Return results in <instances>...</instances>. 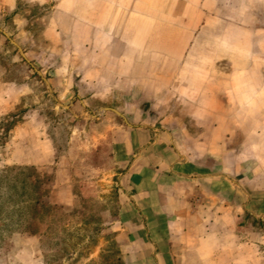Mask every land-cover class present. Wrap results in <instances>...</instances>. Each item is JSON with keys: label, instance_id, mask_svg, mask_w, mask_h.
Segmentation results:
<instances>
[{"label": "crops", "instance_id": "obj_1", "mask_svg": "<svg viewBox=\"0 0 264 264\" xmlns=\"http://www.w3.org/2000/svg\"><path fill=\"white\" fill-rule=\"evenodd\" d=\"M106 1L83 0L81 14L77 0H60L41 35L60 45L52 86L114 117L124 264H264L251 221L264 218V30L141 29L167 18L134 0L144 7L125 40L92 8ZM16 7L0 1L2 16Z\"/></svg>", "mask_w": 264, "mask_h": 264}, {"label": "rangeland", "instance_id": "obj_2", "mask_svg": "<svg viewBox=\"0 0 264 264\" xmlns=\"http://www.w3.org/2000/svg\"><path fill=\"white\" fill-rule=\"evenodd\" d=\"M133 1L92 8L102 7L101 24L122 28L130 40L133 10L144 7ZM151 1L146 11L164 14L165 26L141 19V29L264 30V0H218L219 10L216 0ZM59 2L17 0L14 10L0 12V264H124L112 224L120 172L114 117L90 114L75 93L64 96L51 82L60 45L41 30ZM251 221L264 236V218Z\"/></svg>", "mask_w": 264, "mask_h": 264}]
</instances>
